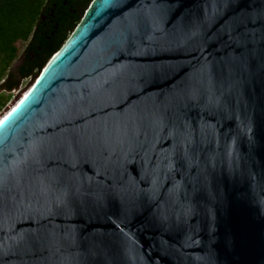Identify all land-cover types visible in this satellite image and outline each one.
Returning <instances> with one entry per match:
<instances>
[{"label": "water", "instance_id": "obj_1", "mask_svg": "<svg viewBox=\"0 0 264 264\" xmlns=\"http://www.w3.org/2000/svg\"><path fill=\"white\" fill-rule=\"evenodd\" d=\"M241 17L251 54L212 39ZM262 31L264 0H91L0 119V264H264Z\"/></svg>", "mask_w": 264, "mask_h": 264}, {"label": "trees", "instance_id": "obj_2", "mask_svg": "<svg viewBox=\"0 0 264 264\" xmlns=\"http://www.w3.org/2000/svg\"><path fill=\"white\" fill-rule=\"evenodd\" d=\"M45 1V0H44ZM43 0H0V52L12 59L15 43L27 40L28 44L18 64L12 68L1 85L0 109L23 79L34 77L49 57L64 43L80 21L91 0H81V7L70 25L63 23L57 32L36 30ZM35 20L32 24V21Z\"/></svg>", "mask_w": 264, "mask_h": 264}, {"label": "flooded vegetation", "instance_id": "obj_3", "mask_svg": "<svg viewBox=\"0 0 264 264\" xmlns=\"http://www.w3.org/2000/svg\"><path fill=\"white\" fill-rule=\"evenodd\" d=\"M80 7L81 0H45L34 29L40 31L51 30L53 35L63 23L71 24Z\"/></svg>", "mask_w": 264, "mask_h": 264}, {"label": "snow or ice", "instance_id": "obj_4", "mask_svg": "<svg viewBox=\"0 0 264 264\" xmlns=\"http://www.w3.org/2000/svg\"><path fill=\"white\" fill-rule=\"evenodd\" d=\"M250 21H246L243 17L234 21L233 26L226 27L222 29L220 34L214 35L212 39L219 40L222 43V46L225 48L232 47L235 45L237 48H244L249 54L254 51V48H249V45H254L256 43L257 34L256 31L247 27V24ZM243 28V31L240 29ZM261 41H264V31L261 32L259 37ZM244 54L241 53L239 59H243ZM233 60L237 59L236 57L232 58ZM229 67L232 68L233 65L229 64ZM11 115V113H9ZM8 117H5V120ZM3 121H0L2 123Z\"/></svg>", "mask_w": 264, "mask_h": 264}, {"label": "rangeland", "instance_id": "obj_5", "mask_svg": "<svg viewBox=\"0 0 264 264\" xmlns=\"http://www.w3.org/2000/svg\"><path fill=\"white\" fill-rule=\"evenodd\" d=\"M34 21L35 20L32 21V24L35 23ZM29 37H30V35H29ZM29 37L27 38V40H22V41H19V42L15 43V46L17 47V50L15 51V54L13 55L12 59L7 57L6 53L0 52V84L4 81V78L8 74L10 68L12 67V65L14 64L16 59L18 58V56L21 54V52L25 48L26 44L29 41ZM30 79H31V77L23 79L21 81L20 85L18 86V88L11 91L12 95L10 96V98L8 99L6 104L3 107H1L0 114H3L9 108V106H11V104L13 102H16V97L19 95V93H21V92L24 93L25 92V88L24 87L28 84ZM1 92H5V91L3 89H1L0 93Z\"/></svg>", "mask_w": 264, "mask_h": 264}, {"label": "bare ground", "instance_id": "obj_6", "mask_svg": "<svg viewBox=\"0 0 264 264\" xmlns=\"http://www.w3.org/2000/svg\"><path fill=\"white\" fill-rule=\"evenodd\" d=\"M25 93V92H24ZM23 93V94H24ZM15 104V102H13L12 104H11V106H13ZM7 112V110L3 113V114H0V119L3 117V115L5 114Z\"/></svg>", "mask_w": 264, "mask_h": 264}]
</instances>
